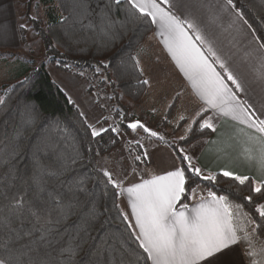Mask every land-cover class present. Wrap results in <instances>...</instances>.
Wrapping results in <instances>:
<instances>
[{
  "label": "snow or ice",
  "instance_id": "snow-or-ice-1",
  "mask_svg": "<svg viewBox=\"0 0 264 264\" xmlns=\"http://www.w3.org/2000/svg\"><path fill=\"white\" fill-rule=\"evenodd\" d=\"M58 7L67 26L60 38L80 52L94 47L103 54L130 22L157 26L154 35L191 88L186 101L183 89L169 94L159 81L167 98L163 121L170 123L177 110V127L184 125L178 141L187 147L169 143L139 119L128 122L131 132L142 130L172 150L171 170L145 179L151 152L136 141L143 151L131 163L121 158L111 169L94 166V180L83 161L101 149L80 144L61 121L50 122L35 103L21 101L18 119L0 125V264H264V33L257 34L234 0H60ZM145 52L140 44L129 57L141 75ZM99 64L107 69L111 61ZM138 83L152 82L145 77ZM193 101L185 115V103ZM115 111L124 119L108 128L88 123L83 111L79 115L91 137L114 133V146L128 134L121 127L127 115ZM36 125L45 132L30 135ZM204 145L226 161L223 167L199 166ZM236 145L238 158L256 175L230 170ZM221 178L237 187H220ZM205 183L211 187L202 195ZM245 185L247 194L240 190ZM125 198L130 212L121 207ZM116 218L123 229L113 224Z\"/></svg>",
  "mask_w": 264,
  "mask_h": 264
},
{
  "label": "trees",
  "instance_id": "trees-1",
  "mask_svg": "<svg viewBox=\"0 0 264 264\" xmlns=\"http://www.w3.org/2000/svg\"><path fill=\"white\" fill-rule=\"evenodd\" d=\"M234 2L244 12L245 17L249 19L253 27L257 29V34L264 33V24H261V20H264V0H234ZM59 3L60 0H26L25 3L27 7V20L43 42L46 61H50L62 71L72 73L82 79L89 80L92 77L97 83H100L103 89L105 86H109L112 90V97H117L118 100L126 97L135 103H141L148 96L149 85L138 83V81H142L146 77L145 71L144 75H141L129 57L135 54L140 44L146 45L149 37L154 33V25L145 24L140 21L130 22L125 34L114 45L105 50L103 54L97 52L94 47H91L86 52H80L76 48H69L60 38L61 33L67 26L60 19L61 9L58 7ZM27 31L26 28L18 26L21 44L26 41ZM10 53L8 50L5 52L0 51V57L8 56ZM148 55H151V52L146 47V52L139 57L140 63ZM11 56L13 58L6 60L7 68L4 76L5 79L13 83H4L0 87V97H4L6 100V103L0 104V125L4 121L12 122L13 117L18 119L15 110L21 101L35 103L42 117H47L50 122L55 120L61 121L62 125L67 128L66 134L70 138L74 137L76 141L84 146L91 144L94 149H101L99 156L90 157L86 154L83 161L92 178L94 180L97 179V174L92 171V168L94 166H102V159L121 145L122 138H119L113 146L109 141L110 138L115 137V134L110 131L102 133L97 138L91 137L86 132L84 118L79 115L80 109L78 111L77 106L69 102L67 93L52 79L45 64H42L40 67H34L33 59L19 57L17 53H12ZM57 61H60V63L57 64ZM100 61H111V65L107 69H104L99 64ZM97 67H101V72L95 71ZM80 73H83V75H80ZM104 76L115 81V87L107 83L103 79ZM114 92L116 95H113ZM168 93L170 94L171 92ZM159 97H156V100ZM174 112L175 110H173L172 116L169 117V121L172 119ZM133 121L134 117L131 115L121 125L126 132L130 131L126 128V124ZM167 125L168 122L162 120L161 127ZM180 127L174 129L173 133L176 134ZM44 132L45 128L39 125L28 129V133L33 136L43 134ZM164 138L169 143H174L168 140L167 137ZM203 138L208 139L210 137L205 133ZM156 139L161 141L158 138ZM161 142L164 143L163 141ZM176 143L181 147H187L182 142L177 141ZM137 150L140 151L135 150L133 155L142 151L140 148ZM99 179L102 180L103 177L101 176ZM219 186L223 188L231 187L233 189L237 187L229 178H221ZM201 187L206 193L211 185L205 183ZM213 190L217 189L214 188ZM240 190L244 194H247L248 187L246 185L240 186ZM113 224L119 225L120 229L124 227L118 218L114 219ZM129 244L131 248L137 250V253L142 254V250L138 249L137 243L134 240H129Z\"/></svg>",
  "mask_w": 264,
  "mask_h": 264
},
{
  "label": "rangeland",
  "instance_id": "rangeland-1",
  "mask_svg": "<svg viewBox=\"0 0 264 264\" xmlns=\"http://www.w3.org/2000/svg\"><path fill=\"white\" fill-rule=\"evenodd\" d=\"M25 3L26 0H16L15 10L19 26L27 25L26 29L28 31L26 34V41L21 44L19 48H5L11 53L8 56L0 57V87L4 83H13L5 79L4 72L7 68L6 60L13 58L11 56L12 53H17L19 57L33 59L34 67H40L42 64H45L52 79L67 93L71 101H74V104L79 106L80 111L85 113L87 122L95 125L97 128L101 126L108 128L113 124L114 120L117 122L123 120L124 116H118L116 114L115 109L118 107L127 115V119L133 115L134 121L139 119L142 123H145L148 127L157 131L161 136L167 137L168 140L174 143L178 141V137L184 134V125L180 127L176 134L173 133V130L177 128L178 123L176 120L177 110H175L170 123L165 127H161L167 98L160 90L159 81H165L168 92L183 89L185 91L186 101L191 97V94L188 90V86H186L184 81L180 78L181 76L179 77L177 75L172 66L167 65L166 60H160L158 65L150 64V56H152V62H154L155 53H152L148 43H146L145 46L149 49L151 55L146 56L143 59L144 62H142V64L145 68V76L152 82L149 87L151 88V94L153 95L151 96L150 94L145 97L141 103H135L126 97H122L118 100L117 97H112V90L109 86H105L103 89L100 83H97L92 77H90L89 80L82 79L72 73L62 71L52 62L46 61L43 42L27 20V7ZM5 49L0 48V51L5 52ZM158 96L160 97L156 100V97ZM108 97H111V99H108ZM194 106V101L191 103L186 102L184 107L187 108L188 112H185L184 114L187 115L191 112ZM153 107L158 110L156 113L151 111ZM104 118H108L107 123L104 122ZM97 121H99V124H97ZM126 133L128 134L121 137V145L102 159V166L111 169L113 159L120 160L121 158H126L127 163H131V157L134 156L133 152H135V150L140 151L137 150L138 147L136 146V141H139L145 148H148L152 143L157 142L155 137H149V135L142 130H138V134L137 132H131V130ZM141 150L143 151V149ZM165 164V160L157 161L154 155H151V164L146 168L148 175L144 177L155 174L156 171L163 169ZM141 167L144 166L141 165ZM129 179H132V177H129Z\"/></svg>",
  "mask_w": 264,
  "mask_h": 264
},
{
  "label": "crops",
  "instance_id": "crops-1",
  "mask_svg": "<svg viewBox=\"0 0 264 264\" xmlns=\"http://www.w3.org/2000/svg\"><path fill=\"white\" fill-rule=\"evenodd\" d=\"M222 2V0H220ZM16 0H0V48H11L16 49L21 46L20 37L18 32L19 23L16 19V10H15ZM157 30V26L154 25V33ZM151 35L152 39L148 40L146 43L150 45V50L155 55V60L152 62V56L150 59V64L158 65L160 60H166L167 65L172 66L177 75L184 81L185 85L188 86V90L191 94V88L189 82L183 76V74L179 71L175 62L172 60L171 55L167 52V49L163 45L161 38L158 35ZM7 50V49H5ZM144 62V61H142ZM149 64V65H150ZM142 67L143 64L141 63ZM144 68V67H143ZM145 71V68H144ZM146 74V73H145ZM151 94V88L149 87L148 96ZM153 94H151L152 96ZM211 138V137H210ZM209 139V138H208ZM210 145H204V147L198 153L199 160L198 164L201 167H206L211 169L212 171L218 170L220 167H223L226 163L223 159H216L215 155L209 151ZM148 150L151 152V155H154L155 159L165 160L166 164L163 169L156 171V175L163 174L167 170H171V166L174 162V154L172 150L161 141L154 142L148 147ZM241 152V146L236 145L231 149V163L228 164L230 170H236L240 174H249L256 175L255 170L249 168V166L244 163L242 160L238 158V154ZM178 163V161H176ZM150 176V175H149ZM144 177L145 179L149 178ZM132 182H138L137 178L130 179ZM202 195H206L203 191ZM121 207L124 208L126 212H130V208L126 207L127 204L126 198L120 202Z\"/></svg>",
  "mask_w": 264,
  "mask_h": 264
}]
</instances>
